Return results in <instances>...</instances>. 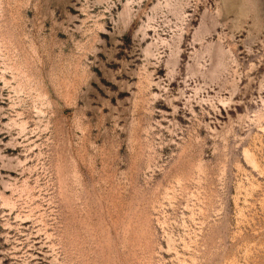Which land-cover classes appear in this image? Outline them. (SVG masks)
<instances>
[{"label": "rangeland", "instance_id": "1", "mask_svg": "<svg viewBox=\"0 0 264 264\" xmlns=\"http://www.w3.org/2000/svg\"><path fill=\"white\" fill-rule=\"evenodd\" d=\"M0 264H264V0H0Z\"/></svg>", "mask_w": 264, "mask_h": 264}]
</instances>
